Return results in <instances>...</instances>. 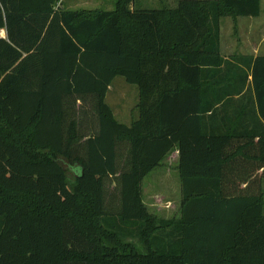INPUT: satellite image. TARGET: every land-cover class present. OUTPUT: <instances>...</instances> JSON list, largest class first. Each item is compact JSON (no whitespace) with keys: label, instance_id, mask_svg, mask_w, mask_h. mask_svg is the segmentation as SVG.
Masks as SVG:
<instances>
[{"label":"trees","instance_id":"1","mask_svg":"<svg viewBox=\"0 0 264 264\" xmlns=\"http://www.w3.org/2000/svg\"><path fill=\"white\" fill-rule=\"evenodd\" d=\"M59 1L0 0V264H264V55L220 46V19L261 0ZM116 77L138 89L129 126L105 101ZM175 147L179 216L162 219L142 182Z\"/></svg>","mask_w":264,"mask_h":264},{"label":"rangeland","instance_id":"2","mask_svg":"<svg viewBox=\"0 0 264 264\" xmlns=\"http://www.w3.org/2000/svg\"><path fill=\"white\" fill-rule=\"evenodd\" d=\"M179 0H135L136 9H160L162 7L174 8ZM61 6L66 10H101L113 11L116 0H60ZM254 29V30H253ZM4 37V31H0ZM220 46L221 55L225 58L231 56L264 55V0H261V13L256 18L240 17L233 19L223 17L220 19ZM106 104L111 108L115 118L126 125H130L138 118L137 103L138 89L135 85L128 84L123 77H116L106 95ZM132 119V120H131ZM131 120V121H129ZM78 128L80 133L87 134L88 130L96 128L95 116L90 110L78 111ZM119 161L122 168L124 156ZM170 173L167 180L152 190L150 185H144V202L151 208L152 213L162 217H171L178 211L180 205V182L176 170H160ZM158 171L157 173H160ZM69 178L73 171L68 169ZM74 174V173H73ZM176 178H174L175 176ZM165 177V176H164ZM165 178L162 177V180ZM144 182V181H143ZM104 211L106 213L117 212L120 208L119 189L115 177L104 181ZM150 186V187H149ZM264 186V180H263ZM166 203H169L166 208ZM264 214V206H263Z\"/></svg>","mask_w":264,"mask_h":264},{"label":"crops","instance_id":"3","mask_svg":"<svg viewBox=\"0 0 264 264\" xmlns=\"http://www.w3.org/2000/svg\"><path fill=\"white\" fill-rule=\"evenodd\" d=\"M62 4V2L59 1V4ZM254 30V29H253ZM258 56V54H255L253 57H256ZM109 90V89H108ZM80 102L78 101L77 102V105H76V109L79 110L80 108ZM83 109H85L83 107ZM82 109V110H83ZM111 109V108H110ZM113 113V112H112ZM114 118H115V115L113 114ZM116 119V118H115ZM117 120V119H116ZM132 120V119H131ZM129 120V121H131ZM118 121V120H117ZM119 122V121H118ZM120 123V122H119ZM122 124V123H121ZM124 124V123H123ZM126 125V124H124ZM129 126V125H127ZM178 161H179V152H178V149L177 147H175L171 152H169L166 157L162 160V162L160 163V165L155 168L153 171H151L145 178H144V182H142V200H143V203L144 205L147 207L149 213L151 214H154L156 215L157 217L159 218H162V219H170V218H178L179 216V208H180V205H179V208H178V211L176 212V214H174L173 216L171 217H162L160 215H158L157 213H152L150 210H153L154 209V206H151V209L145 202H144V195H143V189H144V185L146 184V186L149 184L150 188L152 190H156L161 182H164L165 180H167V178L169 177L170 173H167V172H164V171H160V170H176V173L178 175ZM158 171H160V173H157ZM165 176V177H164ZM175 176V175H174ZM162 177L165 178L164 180H162ZM176 178V176L174 177ZM179 178V176H178ZM180 182V180H179ZM145 183V184H144ZM181 196V194H180ZM180 203H181V199H180ZM169 203H166V208H168L169 206H167Z\"/></svg>","mask_w":264,"mask_h":264}]
</instances>
